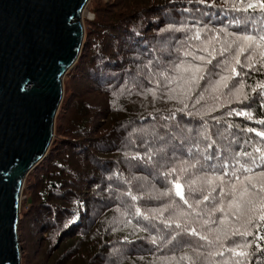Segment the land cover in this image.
<instances>
[{
    "label": "trees",
    "instance_id": "16d2710c",
    "mask_svg": "<svg viewBox=\"0 0 264 264\" xmlns=\"http://www.w3.org/2000/svg\"><path fill=\"white\" fill-rule=\"evenodd\" d=\"M91 10L80 55L64 79L54 138L22 190L21 264H162L165 258L192 264L185 256L195 264H235L239 257L222 247L235 246L226 236L251 242L244 264H264V239L256 240L264 236L259 198L238 213L221 192L252 175L239 170L237 159L248 158L237 153L251 152L261 140L246 129L264 132L257 123L264 120V95L252 91L264 81V68L259 56L249 61L244 53L236 65L234 50L220 52L234 35L258 29L259 14L234 11L226 0H96ZM251 16L254 23L242 19ZM186 51L212 63L200 86L181 95V80L168 83L182 75L175 66L204 63ZM232 67L239 75L214 91ZM241 85L247 100L236 93ZM225 172L223 184L205 183ZM174 183L187 203L175 196ZM237 230L252 235L232 236Z\"/></svg>",
    "mask_w": 264,
    "mask_h": 264
},
{
    "label": "water",
    "instance_id": "95a60500",
    "mask_svg": "<svg viewBox=\"0 0 264 264\" xmlns=\"http://www.w3.org/2000/svg\"><path fill=\"white\" fill-rule=\"evenodd\" d=\"M88 0H0V264H20L21 194L52 143Z\"/></svg>",
    "mask_w": 264,
    "mask_h": 264
},
{
    "label": "snow or ice",
    "instance_id": "6c2138e0",
    "mask_svg": "<svg viewBox=\"0 0 264 264\" xmlns=\"http://www.w3.org/2000/svg\"><path fill=\"white\" fill-rule=\"evenodd\" d=\"M199 2H203V0H199ZM226 4L234 10L239 11L243 13H258L260 18V25L258 29H253L250 32H245L243 34L234 35V38L230 44L227 45V47L223 48L220 52L221 56H224L225 52H228L230 49L234 50L236 52V56L234 58V62L236 65H240V56L244 53H250L248 59L251 61L255 56H259V63L262 68H264V0H226ZM242 19H248L249 22H255L257 17L251 16V17H244ZM183 29H177V31H181ZM221 31H226L222 29ZM227 35H233L231 33H227ZM199 38L198 36L196 37ZM233 46L235 48L233 49ZM204 52H208L209 50L207 48L202 49ZM213 52H215V49H213ZM186 56H191L194 61H202L204 63L202 64H196V63H188L185 64L183 61H181L179 64L175 66V71L178 73H181L182 75L179 77H171L168 79V83H173L174 80L179 79L182 81V84L179 85V90L181 95H190L191 92L195 90V88L200 86V80L205 79L204 71H205V65L211 64V59H206L205 56H197L194 52H188L186 51L184 53ZM209 55H212V53H209ZM213 59H215V56H212ZM225 67L228 65L227 58L224 60ZM250 66H253L250 64ZM187 74V75H184ZM163 75V73L161 74ZM239 75V73L236 70V67H232L231 69V75L230 76H221L219 80L215 82V85L213 86V90L220 87H228V81L233 79V77ZM170 92H176V88H172L169 90ZM253 92H259L260 95H264V81L258 82L257 85L252 89ZM149 92H152L151 89H149ZM236 93L238 96L242 95L243 100H247L249 97L245 94H243V85H241L239 88L236 89ZM154 95V92H153ZM203 97V94L201 93V98ZM170 99H176L175 96H170ZM187 107V105H185ZM238 115L245 116L248 119H252V116L250 113L245 112H239ZM257 123L264 124V120L257 121ZM248 132H255V135L260 137L261 140L257 142V146L253 148L251 152L244 151L242 153H237V156H244L247 157L248 160L245 163H241L239 159H237V164L239 165V170H242L244 173H250L252 175L245 176L242 180L238 178V183H233L230 186L229 191L225 192L223 187H221V192L226 196H231V199L229 200V207H232L235 205L236 211L239 213L242 209L249 207V206H255V200L254 197L259 198V209L261 213H264V180H258L257 176L264 178V171H261L259 173H254V168H261L264 167V132L256 131L255 129L249 128L246 129ZM139 155L133 156L132 159H139ZM207 159V157H205ZM199 163V161H197ZM191 167H196L195 164L191 165ZM175 171V170H173ZM238 169H233L231 175L236 176ZM229 175V173L225 172L222 175H216L212 177H205V183L209 186H212L215 181H220L221 184L225 181V176ZM173 187L176 189L175 196H178L181 198V200H184L185 203H187V199L182 194V185L180 183H174ZM215 187H211V191H215ZM190 192H195L197 189L190 188ZM171 191L165 192L164 195H170ZM211 197L210 195H205L203 197L204 200H209ZM133 200L137 199V197L133 196ZM217 211H221L222 209H216ZM136 215L140 216L141 212L139 209L136 211ZM145 219H148L147 216L144 217ZM259 220L264 221V214L259 215ZM249 223H252V221H249ZM177 227H180V225H177ZM188 234L192 236H197L198 233L195 229H185ZM252 233L248 231H239L233 232L232 236H251ZM201 240H207V237L200 236ZM225 239L230 242V244H234V247L226 246L222 244V247H224L225 251L231 252L233 256L239 257V259L235 260V264H244V259L248 256L247 249L251 246V242H244V243H237L236 241L232 240V237L226 236ZM264 239V236L257 235L256 240ZM153 244L156 243V238H152ZM257 249H259L260 245H256ZM244 249V250H240ZM223 252L217 253V255L223 256ZM203 256V253L197 252V258H200ZM171 259L174 258H165V261H162V264H171ZM181 260H188L192 261V264H195V261L192 260V257L185 256L182 257Z\"/></svg>",
    "mask_w": 264,
    "mask_h": 264
},
{
    "label": "rangeland",
    "instance_id": "374dc122",
    "mask_svg": "<svg viewBox=\"0 0 264 264\" xmlns=\"http://www.w3.org/2000/svg\"><path fill=\"white\" fill-rule=\"evenodd\" d=\"M94 1L96 2V0H88V2H87V5H86V9H85V12L81 15V21L83 22V24L86 22V21H92L93 19H94V14H93V12H92V10H91V7H92V5H93V3H94ZM102 1H105V2H109L110 0H102ZM84 31H85V26H84ZM73 68V67H72ZM70 71V70H69ZM68 71V72H69ZM67 72V73H68ZM66 73V74H67ZM65 77H66V75H65ZM65 77H64V79H65ZM64 79H63V90H64ZM63 97H64V95H63ZM62 103V102H61ZM60 106H61V104H60ZM60 108V107H59ZM54 130H55V127H54ZM54 138V137H53ZM26 180V179H25ZM24 184H25V182H24ZM23 187H24V185H23ZM23 192V191H22ZM23 194V193H22ZM21 194V202H20V213H21V204H22V201L24 200V196ZM19 218H20V214H19ZM19 222V221H18ZM18 229H19V225H18ZM18 237H19V245H20V239L22 238L21 237V235H20V232H19V230H18ZM20 248H21V246H20ZM23 255V250H22V248H21V256ZM21 262H22V257H21ZM21 262H20V264H21Z\"/></svg>",
    "mask_w": 264,
    "mask_h": 264
},
{
    "label": "bare ground",
    "instance_id": "6f19581e",
    "mask_svg": "<svg viewBox=\"0 0 264 264\" xmlns=\"http://www.w3.org/2000/svg\"><path fill=\"white\" fill-rule=\"evenodd\" d=\"M84 12H85V10L82 12V14H83ZM82 14H81V15H82ZM80 18H81V17H80Z\"/></svg>",
    "mask_w": 264,
    "mask_h": 264
}]
</instances>
